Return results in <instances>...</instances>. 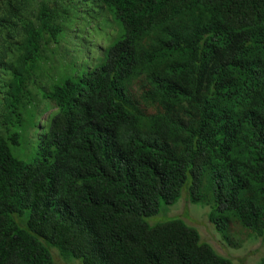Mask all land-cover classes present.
I'll list each match as a JSON object with an SVG mask.
<instances>
[{
    "label": "trees",
    "instance_id": "trees-1",
    "mask_svg": "<svg viewBox=\"0 0 264 264\" xmlns=\"http://www.w3.org/2000/svg\"><path fill=\"white\" fill-rule=\"evenodd\" d=\"M99 1L116 38L96 69L73 54L29 91L47 44L71 34L53 24L58 0L5 63L0 264H233L186 224L189 207L232 250L260 241L264 264V0ZM44 102L28 140L40 151L22 161L13 147Z\"/></svg>",
    "mask_w": 264,
    "mask_h": 264
},
{
    "label": "rangeland",
    "instance_id": "rangeland-1",
    "mask_svg": "<svg viewBox=\"0 0 264 264\" xmlns=\"http://www.w3.org/2000/svg\"><path fill=\"white\" fill-rule=\"evenodd\" d=\"M54 2L55 0H0V56L4 59L3 62L0 60L2 63L0 64V82L9 78L5 63H10L11 58L16 60L20 56V45L26 40L24 35L26 28L29 26L41 27L42 23L39 21L40 5H53ZM57 6L59 8L56 11L53 24L59 29L63 28L60 31L69 28L72 41L70 42V34L69 40L65 38L64 43L60 46H55L54 43L47 44L45 54L49 65L38 71L40 77L35 85L29 88L33 96L37 93L36 88L40 86L42 80L49 84L58 82L59 76L64 73L62 69L67 67L65 64L71 61L73 54L78 72L89 69L99 61L103 55V50L116 38V31L106 22L104 7L99 0H58ZM44 39L45 41L48 39L47 35ZM63 48L64 52H62ZM2 49L7 51L4 52ZM63 54H65V60L68 62L61 58ZM51 56L52 59L48 60ZM53 63L56 67H52ZM72 76H76L74 72H72ZM38 99L39 97L36 100ZM36 100H32L28 104L29 109L35 105ZM47 107H49V103H41L37 106L38 112L32 116V119L28 118L27 115L24 118L26 133L29 137L25 138L23 142L20 141L18 146L13 147L14 152L12 151L22 161H30L33 147L40 151L37 145L31 146L28 140L34 141L39 137L40 126L38 124L40 120H37L34 125L33 119ZM47 113H44L41 119L43 116L45 119ZM185 209L186 202L182 199L175 206L168 208V213L169 215H182ZM164 213L162 212V214ZM207 213L208 209L189 207L190 218L185 222L199 231L203 242L209 244L218 255L231 259L233 264H257L260 258V252H258L261 246L260 241L247 243L239 251L228 248L207 220ZM54 260L58 264H79L76 261H63L58 252H54Z\"/></svg>",
    "mask_w": 264,
    "mask_h": 264
},
{
    "label": "clouds",
    "instance_id": "clouds-1",
    "mask_svg": "<svg viewBox=\"0 0 264 264\" xmlns=\"http://www.w3.org/2000/svg\"><path fill=\"white\" fill-rule=\"evenodd\" d=\"M113 41H114V40H113ZM106 48H107V47H106ZM106 48H105V49H106ZM105 49L103 50V55L101 56L100 59H106V58H107V56L104 55ZM100 59H99V60H100ZM98 62H99V61H98ZM98 62L95 63L93 66H91V68H92V69H96V65L98 64ZM50 113H51V112H48V113L46 114L47 116L45 115V116H46L45 118H47V117L50 115ZM43 117H44V116H43ZM40 133H41V130H40ZM39 138H40V135H39V137L36 138V140H39Z\"/></svg>",
    "mask_w": 264,
    "mask_h": 264
}]
</instances>
